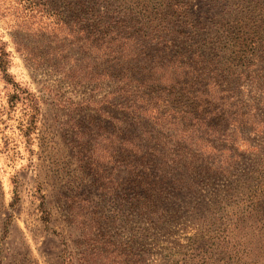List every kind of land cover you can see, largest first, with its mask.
I'll return each instance as SVG.
<instances>
[{
	"label": "rangeland",
	"instance_id": "rangeland-1",
	"mask_svg": "<svg viewBox=\"0 0 264 264\" xmlns=\"http://www.w3.org/2000/svg\"><path fill=\"white\" fill-rule=\"evenodd\" d=\"M79 1L0 0V264H264V0ZM96 16L181 25L204 109L225 114L146 213L121 139L133 116L76 47Z\"/></svg>",
	"mask_w": 264,
	"mask_h": 264
},
{
	"label": "trees",
	"instance_id": "trees-1",
	"mask_svg": "<svg viewBox=\"0 0 264 264\" xmlns=\"http://www.w3.org/2000/svg\"><path fill=\"white\" fill-rule=\"evenodd\" d=\"M85 4L80 0L78 8H90L95 14V5ZM180 26L164 19L152 29L127 31L103 17L79 19L82 36L76 47L80 53L94 55L87 57L93 64L86 69H92L93 78L113 84L108 92L110 106L120 114L133 116L121 139L124 148L134 150L140 146L139 155L133 150L127 154L129 159L139 156V163L132 161L126 169L128 183L138 182L142 187L143 213L153 210L165 192L164 184L171 182L177 172L195 169L189 159H207L200 149L203 136L212 123L225 121L224 112L204 109L210 94H202L198 87L205 85V74L197 70V76L193 75L196 68L190 62V47L178 44L184 32ZM3 63L0 62L2 67ZM196 63H200V57ZM74 68L80 77L85 73L79 64ZM222 71L229 72L227 68ZM211 85L219 86L216 82ZM193 89L200 95H194ZM112 134L120 139L122 133ZM198 145L199 150L194 151ZM212 148L218 150L216 146Z\"/></svg>",
	"mask_w": 264,
	"mask_h": 264
}]
</instances>
